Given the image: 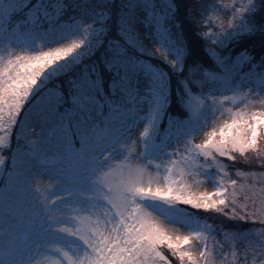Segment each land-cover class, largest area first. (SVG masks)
I'll return each instance as SVG.
<instances>
[{
    "label": "snow or ice",
    "instance_id": "1",
    "mask_svg": "<svg viewBox=\"0 0 264 264\" xmlns=\"http://www.w3.org/2000/svg\"><path fill=\"white\" fill-rule=\"evenodd\" d=\"M261 141L264 0H0V264H264Z\"/></svg>",
    "mask_w": 264,
    "mask_h": 264
},
{
    "label": "trees",
    "instance_id": "2",
    "mask_svg": "<svg viewBox=\"0 0 264 264\" xmlns=\"http://www.w3.org/2000/svg\"><path fill=\"white\" fill-rule=\"evenodd\" d=\"M201 2H202V0H189V4H190V6H194V5L199 4V3H201ZM200 30H202V29H200ZM188 38H189L191 41L200 44L201 46H207V42H206V41H202V40H200L199 36L194 35L192 32H189ZM204 55L207 56L206 53H204ZM208 59H209V62H211V58L209 57ZM165 70H167L166 67H165ZM175 87H176V83H175V81H173V88H175ZM261 144H262V147H264V141H261ZM4 154L7 155V153H4ZM230 162H231V161H230ZM237 164L240 165L239 161L237 162ZM237 167H239V166H237ZM239 168H241V169H242L243 171H245V172H248V171H255V172H257V173L264 172V167H262V166L257 162V160H255V159L251 160L250 162H246V163L242 162V166L239 167ZM184 207L187 208L188 206L185 205ZM191 211H193V212H197V211H199V215H200L202 218L205 217V216H207V217H217V216H218L217 213H205V212H203L202 210L191 209ZM209 222H213V221L210 219ZM248 224H252V223H248ZM254 226L257 227L258 225L255 224ZM165 253H166V255H169V259L172 260V264H178V261L176 260V258H175V257H172V256L170 255V253H168V251H167L166 249H165Z\"/></svg>",
    "mask_w": 264,
    "mask_h": 264
},
{
    "label": "rangeland",
    "instance_id": "3",
    "mask_svg": "<svg viewBox=\"0 0 264 264\" xmlns=\"http://www.w3.org/2000/svg\"><path fill=\"white\" fill-rule=\"evenodd\" d=\"M225 2H227V0H225ZM152 47L155 48L156 46L153 45ZM226 94H227V95H231V93H226ZM228 106H231V105H228ZM224 119H229V116H228L227 113L225 114ZM138 134H139V130L137 131V135H138ZM261 146H262V144H261ZM251 155H252V154L249 153V156H251ZM253 159H255V158L253 157V158L250 159L249 161H245L244 157H242V156H240L239 154H237V160H236V162L234 163V166L231 168V171L234 173V172L236 171V169H240V170H242L241 168H239V167L242 166V162H244V163H246V162H250V161L253 160ZM255 160H256V159H255ZM238 161H239L240 165L237 164ZM226 163H229V164L231 165L233 162H230V161H227V160H226ZM237 166H239V167H237ZM232 178H233V179H242V178L237 177V176H235V175H233ZM205 189H207L208 191H212V190H213L211 184H206V185H204L203 187H201V188H199V189L194 188L193 190H194V191H203V190H205ZM2 191H3V185H0V192H2ZM182 207H184V206H182ZM248 223H251V222H248ZM248 223L245 225L247 228H256V229H259V228H261V227H264V225H261V224H259V223H257V225H258L257 227L254 226L253 224H248ZM184 231H186V230H184ZM192 243L195 244V243H197V242H196V241H192ZM194 251H195V252H198L199 249H198V248H197V249H194ZM230 251H231V249H227V248L225 249V252H226V253H228V252H230ZM165 254H166V253H165ZM52 259H55V256H54V255H53ZM227 259L230 261V260H231V257L228 256ZM216 264H220V257H216Z\"/></svg>",
    "mask_w": 264,
    "mask_h": 264
}]
</instances>
